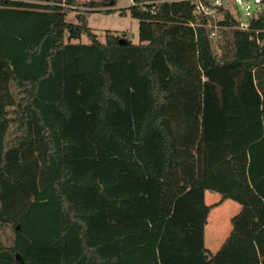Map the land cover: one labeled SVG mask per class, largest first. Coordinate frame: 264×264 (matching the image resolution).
I'll return each instance as SVG.
<instances>
[{
	"label": "trees",
	"instance_id": "1",
	"mask_svg": "<svg viewBox=\"0 0 264 264\" xmlns=\"http://www.w3.org/2000/svg\"><path fill=\"white\" fill-rule=\"evenodd\" d=\"M158 1L0 0V264H264V13L221 6L212 38ZM207 191L241 206L214 254Z\"/></svg>",
	"mask_w": 264,
	"mask_h": 264
},
{
	"label": "rangeland",
	"instance_id": "2",
	"mask_svg": "<svg viewBox=\"0 0 264 264\" xmlns=\"http://www.w3.org/2000/svg\"><path fill=\"white\" fill-rule=\"evenodd\" d=\"M122 6L127 8L131 6V3L129 0H115V10H120ZM74 17L75 13L69 14V19L73 20ZM87 19L89 28L97 35L100 42H104L107 32H112L119 35H126L128 40L134 45L139 44V21L132 18L129 14L123 16L120 11H115L110 14L97 11L89 13ZM73 43L89 44V39L86 35H82L79 40H75ZM220 200L221 195L218 193L209 191L205 193V203L211 206V212L209 213L208 223L205 229V246L211 253H216L228 237L232 228L231 219L240 210L238 203L226 200L222 204H218ZM12 237L13 230L10 229L7 230L3 240L9 242ZM250 264H255L254 259H251Z\"/></svg>",
	"mask_w": 264,
	"mask_h": 264
},
{
	"label": "built area",
	"instance_id": "3",
	"mask_svg": "<svg viewBox=\"0 0 264 264\" xmlns=\"http://www.w3.org/2000/svg\"><path fill=\"white\" fill-rule=\"evenodd\" d=\"M131 5L135 4V0H129ZM147 5L143 4L144 10L148 5L159 4L158 0H146ZM194 3L195 10L197 14H201L210 17L214 20V25L212 26L211 37H215L218 31L217 22L220 19L218 8L224 6V0H190ZM206 1H210L213 8L205 4ZM228 4L235 8L238 15L239 28L242 30H247L249 28L250 21L257 19L260 15L264 13V0H226L225 6Z\"/></svg>",
	"mask_w": 264,
	"mask_h": 264
},
{
	"label": "water",
	"instance_id": "4",
	"mask_svg": "<svg viewBox=\"0 0 264 264\" xmlns=\"http://www.w3.org/2000/svg\"><path fill=\"white\" fill-rule=\"evenodd\" d=\"M225 4H226V0H224V6H225ZM111 5H113V2L111 3ZM124 42H125V40L123 38L120 39V43H124ZM17 229H19V226L17 227ZM16 258L18 261L23 262L22 257L19 254L16 255Z\"/></svg>",
	"mask_w": 264,
	"mask_h": 264
},
{
	"label": "crops",
	"instance_id": "5",
	"mask_svg": "<svg viewBox=\"0 0 264 264\" xmlns=\"http://www.w3.org/2000/svg\"><path fill=\"white\" fill-rule=\"evenodd\" d=\"M114 4V3H113ZM115 6V5H114ZM114 6L112 5V8H114ZM125 6H122V7H120V8H124ZM226 201V200H225ZM231 201V200H230ZM222 202H224V201H222V199L218 202V204H222ZM241 211V206H240V210H239V212ZM211 212V211H210ZM238 212V213H239ZM232 220V219H231ZM207 223H208V221H207ZM207 226V225H206ZM232 227V226H231ZM231 230H232V228H231ZM230 233H231V231H230ZM229 233V234H230ZM229 236V235H228ZM226 240V239H225ZM224 243V242H223ZM214 254V253H213Z\"/></svg>",
	"mask_w": 264,
	"mask_h": 264
}]
</instances>
